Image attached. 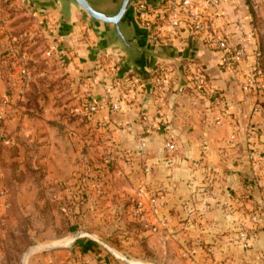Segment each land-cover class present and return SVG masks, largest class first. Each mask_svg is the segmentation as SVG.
<instances>
[{
    "label": "crops",
    "instance_id": "crops-1",
    "mask_svg": "<svg viewBox=\"0 0 264 264\" xmlns=\"http://www.w3.org/2000/svg\"><path fill=\"white\" fill-rule=\"evenodd\" d=\"M236 8L244 22L242 30L234 26L238 20L230 19L234 17ZM5 9L8 10V5ZM37 14L50 22L57 20L55 12ZM249 15L244 0H226L218 15L212 17L214 32H225L230 45L239 40L244 45L246 56L235 73L222 68L218 52L207 45L209 55L183 62L189 69H192L191 62L200 64L210 86L221 93V102L209 99L191 87L185 66V77L179 80L174 66L161 64L157 67L168 66L174 78L168 93L159 98L154 93L153 83L152 90L146 91L132 77L131 84H138L123 94L120 112L109 109L100 87L89 89L88 69L94 66L98 69L97 79L109 81L115 74L109 68L115 66L118 69L121 58L104 54L93 56L96 36L80 16L67 35L58 29L51 30L56 32L54 44H60L72 69L68 81L72 87L74 83H80V92L88 97L91 95L90 99L101 106L96 114L87 117L73 114L74 108H71L67 110L66 117H56L55 122H51V150L56 154L55 161L60 162L65 148L66 162L73 170L75 164H83L91 155L94 150L91 146H98L110 147L111 158L127 157L130 162L151 166L144 183L151 188H164L166 205L161 213L167 221L159 224L147 216L135 220L138 230L133 238L145 245V252L131 254L145 258L146 263L264 264V225L254 227L250 221L257 212L264 215V177L257 184L253 182L247 156L248 149L252 145L260 146L262 141L251 135L258 121L253 110L256 94L245 93L240 87V82L252 70L249 51L253 38L249 34ZM24 22L17 26V30H24ZM186 40L187 35L183 34L165 43H171L180 50ZM2 41L0 54L5 60L9 58L8 44L4 36ZM143 116L146 120H142ZM231 134L236 136L232 143L228 142ZM143 138L146 139V150L142 152L139 141ZM168 142L175 146L172 153L165 148ZM167 156H172L171 164L166 162ZM76 192L94 193L91 187H77ZM185 198H191L195 204L193 223L188 228L184 227L180 215V203ZM245 230L247 240L243 246L239 233ZM203 244L212 248L211 258L200 251L194 255L190 252L193 247ZM74 255L79 254L74 252ZM52 257L47 256L41 261L49 264Z\"/></svg>",
    "mask_w": 264,
    "mask_h": 264
},
{
    "label": "rangeland",
    "instance_id": "rangeland-1",
    "mask_svg": "<svg viewBox=\"0 0 264 264\" xmlns=\"http://www.w3.org/2000/svg\"><path fill=\"white\" fill-rule=\"evenodd\" d=\"M244 1L253 38L250 75L261 86L255 92L253 110L258 121L252 132L254 139L264 140V0ZM6 3L8 10L4 8ZM37 13L26 0H0V49L5 32L2 27H8L10 37L9 42L6 40L9 58L3 60L0 54V264H20L23 254L32 246L51 248L32 252L26 264L30 260L31 264H43L41 259L47 256H53L49 264H126L111 252L132 263L145 262V258L131 254L145 252V245L133 238L138 224L131 209L140 186L157 188L144 183L147 164L130 162L127 157L111 158L110 147L98 146H91V155L83 164H75L73 170L66 162L65 148L60 162L55 161L51 122L56 117H66L71 108L89 104L92 97L80 92V83L72 87L68 81L72 74L68 60L53 53L45 55L55 43L56 32L51 30H57L56 20L50 22ZM238 14L236 8L234 19H230L244 23ZM22 21L24 30H17ZM22 39L26 45L23 49ZM238 42L243 45L241 40ZM22 53L28 58V83L17 73L18 55ZM194 63L203 69L198 62ZM109 70L115 72L114 76L102 81L97 79V68L88 69L89 89L100 87L108 107L110 99L117 97L122 101L123 94L140 83L133 73L119 77L115 66ZM190 73L186 70L187 75ZM132 77L138 83L131 84ZM205 77L209 83L206 73ZM142 88L151 91L152 85ZM234 140L230 141L229 136L230 143ZM77 187H91L94 193H77ZM78 233L88 235L64 247V242ZM62 252L68 254L56 256ZM74 252L79 255L73 257Z\"/></svg>",
    "mask_w": 264,
    "mask_h": 264
},
{
    "label": "built area",
    "instance_id": "built-area-1",
    "mask_svg": "<svg viewBox=\"0 0 264 264\" xmlns=\"http://www.w3.org/2000/svg\"><path fill=\"white\" fill-rule=\"evenodd\" d=\"M225 2L226 0H163L156 6H149L143 0H137L134 3L135 17L141 26L149 29L150 42L154 44H163L183 34H186L187 38H198L201 39V41L205 40L207 44H204L207 45L209 49L218 52L219 65L226 71L235 73L237 67L245 59L246 54L244 47L239 42L230 45L226 33H216L212 27V17L218 15L219 10H221ZM234 26L237 30H242L241 21H235ZM2 30H5L4 37L7 42H9L10 37L7 27H2ZM51 53L58 58L63 60L66 59L64 52L58 44H54L51 50L47 51L45 55L49 57ZM8 54L10 55L9 46ZM27 59L25 53L18 55L17 73L25 83L30 81ZM191 63L192 69L188 68L191 73L187 75L189 85L209 99L221 102V93L210 86L206 80L204 71ZM173 79V74L166 65L155 69L152 73V83L154 93L157 97L162 98L168 93L172 86ZM240 87L245 93H255L256 89H259L261 86L257 84L254 76L248 74L243 78V81L240 82ZM109 90L110 89L107 91L109 92ZM100 107L101 106L97 102L92 101L85 106L72 109V113L87 117L96 114ZM109 109L112 112L121 111V101L119 98L116 97L109 100ZM142 120H146L145 116H143ZM216 121L217 123L220 122L218 118ZM251 135L254 136L255 132H251ZM234 139L235 134H231L230 141ZM259 145L260 146L252 145L248 150V160L252 167L253 182L256 184L261 177H264V140H262ZM165 148L169 153L175 151V146L172 142L166 143ZM139 149L142 152L146 150V139L143 138L139 141ZM166 162L171 164L173 162L172 156H167ZM144 171L145 174H149L151 168L146 166ZM165 205L166 192L164 188L158 187L151 190L144 186L139 187L135 193L134 204L131 209L132 218L134 220H140L144 216H147L157 220L159 224L166 223L167 218L161 213ZM180 211L184 227H190L193 223L192 221L195 213V204L193 200L191 198L183 199L180 203ZM259 213L257 212V214L253 215L250 219L254 227L264 225V215ZM239 239L242 245L245 246L247 240L246 230L239 233ZM198 251L210 258L213 256L212 248L209 245H198L193 247L190 252L194 255Z\"/></svg>",
    "mask_w": 264,
    "mask_h": 264
},
{
    "label": "water",
    "instance_id": "water-1",
    "mask_svg": "<svg viewBox=\"0 0 264 264\" xmlns=\"http://www.w3.org/2000/svg\"><path fill=\"white\" fill-rule=\"evenodd\" d=\"M137 0H26L27 4L40 14L55 12L56 27L69 34L77 24V16L95 33L96 47L93 56L98 54L118 56L119 77L134 74L139 82L152 85V73L158 65L168 64L176 69L179 80L185 77L183 62L200 59L208 54L203 41L188 38L179 50L171 43L154 44L149 39V29L141 26L135 17L134 3ZM149 6H156L163 0H143ZM209 55V54H208ZM85 233H78L64 242V247L73 245ZM50 246L30 247L23 254L20 264H26L34 251L48 250ZM111 252V251H110ZM111 254L126 264H151L129 262L124 257Z\"/></svg>",
    "mask_w": 264,
    "mask_h": 264
},
{
    "label": "trees",
    "instance_id": "trees-1",
    "mask_svg": "<svg viewBox=\"0 0 264 264\" xmlns=\"http://www.w3.org/2000/svg\"><path fill=\"white\" fill-rule=\"evenodd\" d=\"M7 5H8V4L6 3V4L4 5V8H5ZM203 42H204L205 44H207V42H206L205 40H203ZM20 46L22 47V49H23V47L26 46V45H25V40H24V39L21 40V42H20Z\"/></svg>",
    "mask_w": 264,
    "mask_h": 264
}]
</instances>
